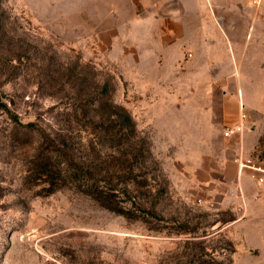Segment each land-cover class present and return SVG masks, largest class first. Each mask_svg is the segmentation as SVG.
Segmentation results:
<instances>
[{"label": "rangeland", "instance_id": "obj_1", "mask_svg": "<svg viewBox=\"0 0 264 264\" xmlns=\"http://www.w3.org/2000/svg\"><path fill=\"white\" fill-rule=\"evenodd\" d=\"M0 5L20 54L15 67L0 54V101L8 108L0 104V264H264V229L258 243L244 241L229 225L235 201L222 208L203 189L208 177L219 187L226 180L223 169L214 176L205 172V165L218 164L212 154L188 161L194 157L189 146L165 144L180 141L181 132L169 139L171 131L148 122L126 81L123 42L95 43L110 26L124 36L125 21L99 18L91 1ZM255 54L256 48L249 50L240 66L248 117L239 148L246 151L251 143L257 165L264 161V59H249ZM138 70L146 73V67ZM105 82L113 104L130 114L132 128L122 125L111 104L98 103ZM67 155L95 176L110 177L115 211L73 186L47 194L36 162L51 157L69 167ZM127 170L136 178L123 182Z\"/></svg>", "mask_w": 264, "mask_h": 264}, {"label": "crops", "instance_id": "obj_2", "mask_svg": "<svg viewBox=\"0 0 264 264\" xmlns=\"http://www.w3.org/2000/svg\"><path fill=\"white\" fill-rule=\"evenodd\" d=\"M77 1L96 3L99 18L125 21L124 36L118 27L110 26L94 38L95 43L101 47L123 42L126 81L130 93L140 99L148 122L171 131L169 139L174 132H181L180 141L165 144L189 146L192 156H200L188 161L203 162L202 155L212 154L218 164L214 169L205 165V172L211 169L214 176L218 168L223 169L226 180L224 187H219L208 177L203 189L222 208L235 201L231 208L235 217L229 225L244 241L258 243L257 234L264 229V161L257 164L261 170L240 167L238 156L253 158L251 143L244 146L246 151H240L244 128L241 137L240 133L226 137L224 132L242 122L240 66L254 48L257 54L249 59H264V0ZM107 34L115 37L109 39ZM139 66L146 67L144 75H140ZM255 122L254 118L250 125H257ZM197 145H206L208 151L195 149ZM231 165L235 180L229 185Z\"/></svg>", "mask_w": 264, "mask_h": 264}, {"label": "trees", "instance_id": "obj_3", "mask_svg": "<svg viewBox=\"0 0 264 264\" xmlns=\"http://www.w3.org/2000/svg\"><path fill=\"white\" fill-rule=\"evenodd\" d=\"M4 11L0 5V54L4 55L11 61V67H15L14 60L17 59L20 54L18 49L15 47V40L13 35L7 30L6 24L3 23ZM109 83L105 82L99 87L98 103L107 102L111 104L112 109L122 119V125L125 128H132L134 126L130 114L122 107L113 104L109 97ZM1 100V99H0ZM2 106L8 110L5 103H1ZM53 143H55L53 141ZM143 153V149L140 148L139 154ZM125 155V153H124ZM68 156L69 167H58L54 163V159L51 157H41L36 163L35 171L37 172L36 177L40 182L47 185V194L53 193L56 190L62 189L67 186H73L78 192L83 195L90 196L96 200L99 205L105 209L115 211L114 199L112 190L115 189L114 185L110 183L111 179L105 175L103 177L95 176L91 171L86 170L85 167L77 162V158L73 155ZM58 158V157H57ZM136 155L134 160H137ZM136 163V162H135ZM134 163V164H135ZM75 169L74 167H78ZM133 170H127L126 174L120 179L123 182L131 179H135ZM110 179V181H109ZM71 182V183H69ZM71 184V185H69Z\"/></svg>", "mask_w": 264, "mask_h": 264}, {"label": "built area", "instance_id": "obj_4", "mask_svg": "<svg viewBox=\"0 0 264 264\" xmlns=\"http://www.w3.org/2000/svg\"><path fill=\"white\" fill-rule=\"evenodd\" d=\"M246 119V115L243 113L241 116L242 122L237 125L236 127L227 128L224 132V135L226 137L232 136L234 133H240L242 132L244 128L243 121ZM236 162L239 164L240 167H249L256 170H261L256 164H253L251 159H244L241 155L236 158Z\"/></svg>", "mask_w": 264, "mask_h": 264}]
</instances>
